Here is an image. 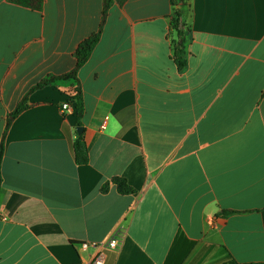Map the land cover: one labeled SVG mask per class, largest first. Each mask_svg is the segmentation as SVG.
Returning a JSON list of instances; mask_svg holds the SVG:
<instances>
[{"label":"crops","instance_id":"obj_1","mask_svg":"<svg viewBox=\"0 0 264 264\" xmlns=\"http://www.w3.org/2000/svg\"><path fill=\"white\" fill-rule=\"evenodd\" d=\"M104 1L0 0V146L25 95L74 70ZM186 4L181 72V0H113L78 74L87 165L74 158L76 111L61 109L78 83L30 95L4 142L0 264H77L93 253L80 244L111 239L121 248L106 264H264V0Z\"/></svg>","mask_w":264,"mask_h":264},{"label":"trees","instance_id":"obj_2","mask_svg":"<svg viewBox=\"0 0 264 264\" xmlns=\"http://www.w3.org/2000/svg\"><path fill=\"white\" fill-rule=\"evenodd\" d=\"M10 3L29 8L32 10L41 11L44 6L45 0H8ZM125 1V0H119ZM113 4V0H105L104 8L102 13L101 24L97 33L93 34L90 38L83 41L76 51L77 63L74 70L71 73L62 76H50L43 79L35 87H33L30 92H28L25 97L18 104L16 109L10 115L4 137L0 146V206H1V188L3 183L2 177V161L5 151V138L6 133L9 130L12 122L24 111H26L29 106V97L36 90L43 89L53 83L58 81H68L74 80L78 83L75 93L70 97L71 102L74 105L76 116L78 120V126L82 127V119L85 113L84 102H83V92L79 82L78 74L81 68L89 61L95 47L98 45L101 36L103 34L104 26L108 17L109 10ZM181 8L175 12V17L171 21V28L176 32L177 38L174 43V61L179 69L183 72L186 70L188 65V54H187V29L186 22L188 17V8L186 0H181ZM74 158L77 165L83 166L89 163V145L87 143L84 133L78 134L77 138L73 144ZM112 183L116 186L117 191L121 195H132L135 193L134 189L128 184L127 180L121 177H115ZM110 188V183H106L102 186V193H107ZM1 217V216H0ZM220 264H240L236 262L233 258H228ZM254 264V263H251Z\"/></svg>","mask_w":264,"mask_h":264},{"label":"built area","instance_id":"obj_3","mask_svg":"<svg viewBox=\"0 0 264 264\" xmlns=\"http://www.w3.org/2000/svg\"><path fill=\"white\" fill-rule=\"evenodd\" d=\"M63 112H74L75 108L70 98L62 105ZM107 122H104V126ZM83 250H93L89 260L77 264H106V254L109 252H118L121 248V243L116 239H111L106 242H86L80 244Z\"/></svg>","mask_w":264,"mask_h":264},{"label":"water","instance_id":"obj_4","mask_svg":"<svg viewBox=\"0 0 264 264\" xmlns=\"http://www.w3.org/2000/svg\"><path fill=\"white\" fill-rule=\"evenodd\" d=\"M77 131H78L79 134H81V133H83V128H82V127H79V128L77 129Z\"/></svg>","mask_w":264,"mask_h":264}]
</instances>
